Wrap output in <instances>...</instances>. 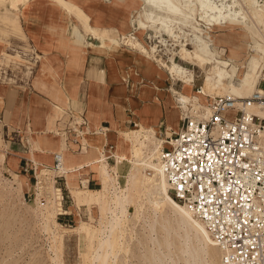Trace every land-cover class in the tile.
<instances>
[{
    "label": "rangeland",
    "instance_id": "rangeland-1",
    "mask_svg": "<svg viewBox=\"0 0 264 264\" xmlns=\"http://www.w3.org/2000/svg\"><path fill=\"white\" fill-rule=\"evenodd\" d=\"M20 1L0 0V26L7 25L11 27V21L6 17H19V12H14V10H19L21 7L25 8L28 5L24 9V11L27 9V14L24 13L26 15V23H32L37 19L38 14L41 15L40 22L38 23L40 24L38 30L39 40L44 39L47 35L50 37V34H52L51 36L55 35L56 39L61 37L66 38L69 41V45L66 46L68 54L65 57L68 59H71V56H73L71 52L76 53L78 51L81 54V58H85V61L92 55L99 57L98 63H94V69L90 72L89 76L85 74V79L81 81V87L84 93L85 91L87 93L88 87L95 86V92L98 93L99 97L103 96L106 98V94L111 88L109 87L111 83L110 78L114 66L112 62H107L102 55L84 48L83 42L75 35L76 30H79L86 36V33L89 34V30L85 31L82 29L84 33L79 29L76 25L77 22L80 24V21L76 17L74 18L77 22L72 19L76 25L70 21L67 14L58 6L57 0H27L24 3ZM64 1L72 4L86 14L82 10V6L88 0ZM104 1L106 4L100 5L107 11L123 17L128 22V32L119 33L120 35L131 34L146 49L148 46L157 45L155 58H161L162 61L155 63L150 57V53L147 54L149 58L144 57L143 59L145 62L147 61L158 68L156 71L167 81L164 85V93H167L170 98L171 93L168 91V87H170L168 80L172 83L178 81L173 85V88L177 91H180L182 84L184 93L175 90V93H173V89L171 92L174 98H177L176 93H178L188 99L189 110H199L204 103V96L202 94H198L196 91L195 94H192L194 89L201 84V78L200 93L213 97L220 96L225 92L217 88L214 89L213 85L206 81L208 77L212 82H215L218 79L216 77L218 72H223V83L225 85L232 84L231 86L241 87L242 79L245 75L251 73L254 62H256V69H260L258 73L260 75L259 78H264V32L261 33L264 23L262 25L256 24L257 29L261 33L260 35L255 28H252L250 22L247 21L249 25L243 23V25L236 27L214 25L211 28L210 36L201 29L202 23L200 22L199 7L196 0H193L197 9L195 15L188 14L184 11L183 6H176L174 2L163 1L162 5L165 11L159 15V18L155 22L147 18V11L143 0H102L100 2L105 3ZM223 2H226L230 6L235 5V7H237L236 4H240L243 6L244 11H246V5L243 3V0H224ZM255 2L257 9L262 10L264 13V0H255ZM49 8H55L56 12L43 14ZM71 9L75 10L74 8ZM235 9L238 10V8H232V11ZM132 13L137 15L133 20L130 18ZM133 21L136 23L137 33H134L131 29V22ZM138 22H141L142 26L139 27ZM161 23H165L166 29L174 33V38L178 37L176 30H180L183 35L187 36L190 31H197L202 38L210 40V50L204 53L203 49L201 50V48H204L203 44L196 45L191 43L192 46L188 48L181 44L182 46L177 50L174 58L171 56L167 57L170 52L169 50L174 48L173 46H169L170 42L166 43L161 38L160 42L166 45L164 46L156 43L157 39L148 38L151 35L149 31H152L155 37L164 34L169 38H173L162 30ZM211 23L207 24L211 25ZM92 28L97 30L101 35L102 41L100 43H102V46L107 47L105 48L107 52L121 47V49L135 54L136 51L132 48L119 45L117 41L118 32L114 29L107 30L96 26H92ZM30 33L32 32L30 31ZM96 37L98 38V35ZM163 38L167 39L165 36ZM6 40L10 42L13 48L25 51V54L28 55L25 57L27 63H34L27 76L24 75L25 70L23 67L17 69L9 64V67L5 68V71H7L9 76H16L14 78L16 83L7 85L4 81H0V85L10 89L26 88L30 85L34 66L39 63L38 60L31 58L32 53L37 52L41 54V51L38 52V46L35 44V41L27 36L25 41H20L15 39V36L12 34L3 36L0 32V47ZM92 43L97 44L93 41ZM140 43H134L131 46L138 50L140 54L146 56V53L137 47V44L141 45ZM185 54H189L190 56L186 55L185 57ZM172 61L177 66L185 69L186 74H168L165 67H171ZM148 63L143 64L149 67ZM129 66L123 65L124 68ZM117 69L120 70L118 67ZM194 75L198 77L194 79ZM48 76H50L53 86L58 88L60 86L58 73L51 71ZM129 81L130 78L126 76L123 87L125 96L135 95L136 91L142 89V85L145 84H140L138 80L136 83ZM218 83L216 82V85ZM219 87L222 88L221 85ZM65 102L64 100V104L56 105L68 115L71 121L73 118L80 117L78 113L79 109L77 108L74 112L72 111L73 114L69 113L68 104ZM14 104L11 97H5L3 100L5 114L9 120L15 119L16 116L17 106ZM1 106L2 104H0V108ZM3 123V121L0 122V127ZM131 125L132 123H130ZM13 129L10 126L5 134H2L0 131V148L4 149L5 152H7L8 142H19L18 138H16L17 134ZM163 129L164 126H161L160 131ZM68 131L71 132V129ZM69 134H72L71 136L67 134L69 143L72 141L79 143L77 139H72L74 137L72 132ZM161 136L160 133L158 137ZM4 142L6 146L3 144ZM69 146L71 147L70 144ZM71 148L75 149L76 147ZM133 152H136L134 155L137 157L141 153V149L138 148ZM128 153L127 148V155ZM127 162L121 161L116 169H111L109 166L100 168V170H97L98 167L95 168L96 173L100 171L99 174H102L100 176L101 186L96 178H94L97 183L96 186L91 185L89 187L98 190H87L84 195V201L94 204L93 208L91 211H88L85 206H80L76 210L73 207L74 202H72L68 191L61 188L63 181L57 180L54 183V177L57 174L37 175V187H33L34 180L30 177L32 176L31 171L25 175L26 177L20 170L19 172L12 171L5 162L4 151L0 149V264H202L204 260V255L201 253L202 247L192 229L183 224L181 217L174 212L167 202L152 201V203L144 196L141 172L135 173L132 168L133 165L130 164L128 166L126 165ZM108 164L114 168V157L113 162H108ZM92 175L94 174L92 173ZM117 175L120 178V185L112 181ZM79 186L81 187V185ZM57 188H59L61 193V208L63 211H67V214L57 215L60 211V197ZM35 189L44 192L41 195L46 199L44 207H40L39 200L34 201L31 190ZM47 193L48 195H46ZM116 194L121 198L118 207L115 208L112 200ZM111 210L115 211V222L111 225L112 231L109 232ZM104 237H107L108 242L102 249H99L98 242ZM207 251L208 256L205 259L211 264H219L216 248L210 245V247H207Z\"/></svg>",
    "mask_w": 264,
    "mask_h": 264
},
{
    "label": "crops",
    "instance_id": "crops-1",
    "mask_svg": "<svg viewBox=\"0 0 264 264\" xmlns=\"http://www.w3.org/2000/svg\"><path fill=\"white\" fill-rule=\"evenodd\" d=\"M100 1L102 0H88L82 6V10L89 16L90 29L94 30L92 26L107 30L114 29L118 32L117 38L122 36L119 33L128 32V22L123 17L107 11L100 5H105L106 2L101 3ZM67 5L72 4L67 3ZM27 7L28 5L25 8ZM25 8L21 7L19 10H14V12H19V17H6L11 21L12 26H0L1 35L9 36V34H12L15 39L20 41H25L27 36L35 41L38 52L41 51V54L32 53L31 58L38 60L39 63L34 66L30 85L26 88L19 87V89H10L0 85V104H2L0 122H4L0 127V131L5 134L7 129L12 126L17 134L16 138L19 140L17 143L8 142L7 152L2 148L0 149L4 151L5 162L14 172H19V170L22 172L25 165L29 170L32 167L35 169L36 179L37 175L41 176L42 174L49 175L53 173L57 176H63L64 185L62 183L61 188L68 191L72 202H74L73 207L77 210L80 206H85L88 211H91L94 204L84 201V195L87 190H98L89 187L91 185L96 186V180L101 186L100 176L102 174H99L100 171L96 173L95 168L98 167L97 170H100L99 164L102 163L101 161L108 164V162H113L114 157V168L110 164L108 166L111 169H116L120 164L118 162L120 157L131 160L134 153L136 154V152L132 154L129 151L128 144L130 145V143L124 137L126 133L134 130V128L135 131L142 129L154 133L157 126L159 130H161V126H166L167 135H171L179 127L180 109L188 110L191 114L194 113V109L189 110L188 103L186 105L182 104L181 98L184 97L180 94L176 93L177 98H174L171 90L173 89V93L177 91L173 88V85L178 81L172 83L168 80L170 98L167 93H164V85L167 81L156 71L158 69L156 66L144 61L143 58L147 56L140 54V52H135V54L127 52L121 47L107 52L105 50L107 47L102 46V43H100L102 37L97 30L94 31H96L98 38L92 35L93 33L89 30V34L86 33L85 36L88 44L83 43V45L89 51L102 55L107 62H112L114 70L110 78L109 87L111 88L107 92L106 98L99 97L98 93L95 92V86L88 87L87 93L86 91L84 93L81 81L85 79V74L89 76L94 69V63H98L99 57L92 55L88 58L87 56L88 60L85 61V58H81L78 51L76 53L71 52L73 54L71 59L66 58L65 56L68 54L66 46L69 45V41L62 37L56 39L55 35L51 36L52 34H50V37L47 35L44 39L39 40L38 30L40 24L38 23L41 15L38 14L37 19L28 24L29 22L26 23L25 14H27V9L24 11ZM49 12L55 13L56 9H46L43 14ZM72 19L77 22L73 16H70V20L73 22ZM76 26L81 30H88L80 26L78 22ZM56 31L58 30L56 29ZM92 41L97 44H93ZM137 47H139V44H137ZM69 51L71 50L69 49ZM26 56L28 55L25 54L24 50L13 48L7 40L3 42L0 47V81H4L7 85L16 83L14 80L16 76H9L5 71L9 64L17 69L23 67L25 70L24 75L27 76L34 62L27 63ZM143 63H148L149 67ZM123 65L130 66L124 68ZM51 71H55L59 75L60 86L58 88L53 86V82L48 76ZM126 76L130 78L129 82L136 83L138 80L140 84L145 83L142 85L143 88L137 90L133 96H125L124 94L123 87ZM195 77L198 76L194 75V79ZM180 87V91L177 92L184 93L182 84ZM195 91H191L192 94H195ZM5 97H11L15 103L14 105L17 106L16 116L13 120H9L5 114L3 105ZM64 100L68 104V112L72 113L78 108L80 117L73 118L71 121L68 115L56 105L64 104ZM130 123H132L131 126ZM69 129L74 135L72 139H77L79 143L76 141L68 142L67 134L72 135L69 134L71 133L68 131ZM98 133H102V135H98ZM136 142V146L146 155L148 153L146 149L147 141L138 139ZM3 144L6 146L5 142ZM69 144L71 147L76 148L72 149ZM55 153L62 155L64 172L67 171V174L62 175L49 169L52 165V156ZM28 173L26 172L23 175L25 176ZM33 187H37V185L34 184ZM57 190L60 197V211L57 215L67 214V211H63L61 208V193L59 188ZM31 191L36 194L35 201L43 198L45 203V197L41 196L42 190L35 189Z\"/></svg>",
    "mask_w": 264,
    "mask_h": 264
},
{
    "label": "built area",
    "instance_id": "built-area-1",
    "mask_svg": "<svg viewBox=\"0 0 264 264\" xmlns=\"http://www.w3.org/2000/svg\"><path fill=\"white\" fill-rule=\"evenodd\" d=\"M256 86L247 98L205 96L203 117L180 111L157 158L168 196L201 222L221 264H264V121L251 111L264 104V79ZM60 160L53 154L49 169L58 171ZM29 171L35 183L24 165Z\"/></svg>",
    "mask_w": 264,
    "mask_h": 264
},
{
    "label": "bare ground",
    "instance_id": "bare-ground-1",
    "mask_svg": "<svg viewBox=\"0 0 264 264\" xmlns=\"http://www.w3.org/2000/svg\"><path fill=\"white\" fill-rule=\"evenodd\" d=\"M12 1L14 2L15 0H12ZM16 1H18V0H16ZM26 1L27 0H21L20 2L24 3ZM163 1L174 2V4H176V6H178V5H180L181 7L183 6L184 11L190 15H195L196 10H197L196 4L194 3L193 0H143V4L145 5L146 11H147L146 15H147V18L150 19V21L155 22L156 19L159 18V15L161 13H164L165 10H164V6L162 5ZM196 1L198 3V7H199L198 8V11H199L198 14H200L201 20L199 18L198 19L202 23L201 29H203L209 35L211 32V28L214 25L220 26V27H224L226 25L229 27L230 26L236 27V26L243 25V23L246 25H249V23L247 24V21L250 22V24L252 25V28H255L257 30V33H259V35L262 32H264V25H263V29H261L262 30L261 33L259 32V30L256 27V24L262 25L264 23V13L262 12V10L257 9V7L255 6L256 5L255 0H243V3H245V5H246V11H244L243 6L240 4H236L237 7H235V5L230 6V5L226 4V2H223L224 0H196ZM217 2H219V3H217ZM57 3H58V6L67 14V16L69 17V20H70V16L78 18L80 21L79 25L84 27L85 29L90 30V32L93 33V35L96 37V31L90 29V23H89V16L88 15L84 14L82 11H80L77 7H75L73 5H67V3L64 0H57ZM71 8H74L75 10H72ZM232 8H238V10L235 9L232 11ZM198 14H197V16H198ZM136 16L137 15L135 13H132L130 18L133 20ZM204 21H206L207 23H209V22H212V23H211V25H209ZM161 25H162V30L165 31L166 33H168V35L173 37V38H169L167 35H164V34H160L157 37H155V35L152 31H149V30H146V31L151 32V35H149L148 38L149 39H151V38L157 39L156 43H158V44L164 45V43L160 42L161 38L166 43L170 42L169 46H173L174 48L169 50L170 52H169V55L167 57L171 56L174 58V55H176V52L180 48V46L183 45L184 47L188 48L189 46H192L191 43H194L196 45H202L203 44L204 48H201V50L203 49L202 51L204 53H207V50H210V40L206 39V38L205 39L202 38L201 35L198 34L197 31H190L188 36H187V35H183V33L180 30H176L178 37L174 38V35H173L174 33L170 32L169 30L166 29V26H165L166 24L161 23ZM138 26L139 27L142 26L141 22H138ZM131 29L134 31V33H137V31H138L136 23H134V21L131 22ZM76 36L83 43L88 44V42L86 41L85 35L82 32H80L79 30H76ZM164 36L167 39H164L163 38ZM117 41H118L120 46L128 47L130 49L132 48L134 51L139 52L138 50L134 49L131 45H133L134 43H140V42L137 39H135V37L132 36L131 34L122 35L119 38H117ZM115 44H116V42H115ZM164 46H166V45H164ZM143 47L144 46L142 44L139 45V48L142 49L146 53V56H147V54L150 53L149 55L151 56V58L153 59V61L155 63H160L162 61L161 58H155V53L157 51V49H156L157 45L154 44V45L148 46L147 49L145 47H144L145 48L144 49ZM186 55L190 56L189 54H185V57H186ZM165 68L168 71V74H170V75H172V74L185 75L186 74V70L183 69L182 67L177 66L174 61H172L171 67H165ZM256 68H257V63L254 62L253 69H252L251 73L245 75L244 78L242 79L241 87L231 86L232 84L231 85H225L223 83V79H224L223 72L217 73L216 77L218 79L215 82H212V80L208 77L206 78V81L209 84L213 85L214 89L217 88L219 90L225 91L224 93H222L223 95L230 94V95H233L234 97H237V98H247L250 95H252L253 93L261 91L259 88L256 87V85L258 83V79H260L259 78L260 75L258 74L260 69H256ZM261 78L264 79L263 77H261ZM216 82H219L218 85H216ZM219 85H221L222 88L219 87ZM199 89L200 88H197L196 92H198V94H202L204 96V98H205V96L213 97L211 95H204L203 93H200ZM222 94L220 96H222ZM181 102L183 105H186V103H188V99L181 98ZM180 111L188 114L189 116H196L197 115V116L203 117L204 105L202 104V106L199 110H194L193 114H191L188 110L184 111L183 109H180ZM251 111H253L256 115H258L264 121V104L261 106H256V105L252 106ZM179 118H180V116H179ZM77 124L79 125V122ZM166 130H167L166 126L164 127V129L162 131H160L158 126H157L155 128L154 133L146 131V130H142V129H137V131L135 132V128H134V130L126 133L124 135V137L130 143V145L128 144L130 153L133 154V151H136L138 149V147L136 146L137 144H135V143H137L136 141L138 139H140L141 141H147V148L146 149H147L148 153L146 155H144L143 152L141 151V153L138 154L137 157H136V155L133 156V159H134L133 161H129V160H126L124 157H120V159H119L120 163H121V161H128L126 165L130 166V164H132L133 165L132 168L134 169L135 173L141 172L143 194H144V196H146L148 198V200L150 202H152V201H156V202L157 201L158 202L165 201V202H167L172 207L174 212L177 213L181 217L183 224L192 229V231L195 234L197 241L199 242V244L202 247L201 253H203V255H204V260L202 261V264H211L207 261V259H205L208 256L207 247H210V245H212L216 248L217 255H218V262H219V264H221L220 263V251L215 246L213 241L210 239L207 231L205 230V228L203 227L201 222L198 219H196L195 217H193L191 215V213L188 212L182 205H180V204L176 203L175 201H173L172 199H170L168 194H167V188H168L166 185L167 183L165 181V178L163 177V174L159 171L158 165H157V158H158V155L160 152V148L162 147V143L164 141L163 137L167 138L173 134L172 133L171 135H167ZM160 133L162 136L158 137V135ZM98 135H102V133H98ZM261 135H262L263 140H264V123H263V129L261 131ZM57 154L60 155V157H61V160H60L61 163H60L59 170L56 172L61 173L62 175H65V174H67V171L64 172L62 155L59 153H57ZM139 157H141V158L139 159ZM101 162L102 163L99 164V168H106L108 166V164L105 163L104 161H101ZM34 177H35V183L34 184L37 185V179L35 176V169H34ZM141 177H140V179H141ZM119 179L120 178L117 175L116 178H114L112 181H114L117 185H120ZM35 198H36V194H35ZM120 198L121 197L117 194L114 196L112 203L115 205V208L118 207V204L120 202ZM34 201H35V199H34ZM39 205H40V207H44L45 206L44 200L42 203L39 202ZM115 208L113 207V209H115ZM114 217H115V211L113 210L111 212V217H110L111 223H110V231L109 232L112 231L111 225L115 222ZM107 242H108L107 237L100 239L98 242V248L102 249L103 246L105 244H107ZM191 258H192V256H191Z\"/></svg>",
    "mask_w": 264,
    "mask_h": 264
}]
</instances>
